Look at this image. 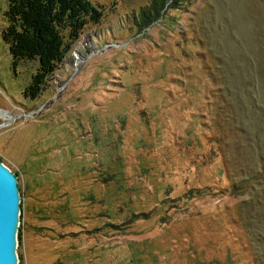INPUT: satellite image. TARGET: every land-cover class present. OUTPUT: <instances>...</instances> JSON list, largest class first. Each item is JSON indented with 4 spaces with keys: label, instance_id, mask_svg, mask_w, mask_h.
<instances>
[{
    "label": "rangeland",
    "instance_id": "374dc122",
    "mask_svg": "<svg viewBox=\"0 0 264 264\" xmlns=\"http://www.w3.org/2000/svg\"><path fill=\"white\" fill-rule=\"evenodd\" d=\"M161 3L92 0L33 100L0 39L18 264H264V0Z\"/></svg>",
    "mask_w": 264,
    "mask_h": 264
},
{
    "label": "trees",
    "instance_id": "16d2710c",
    "mask_svg": "<svg viewBox=\"0 0 264 264\" xmlns=\"http://www.w3.org/2000/svg\"><path fill=\"white\" fill-rule=\"evenodd\" d=\"M162 1L154 0V5H161ZM91 2L6 0L0 39L6 45L11 67L23 62L35 65L22 91L23 98H36L46 78L61 61L65 45L76 41L85 24L97 17ZM149 9L154 13L152 16L157 15L153 5ZM152 16L149 11L139 13V25H147ZM19 237L17 234V240Z\"/></svg>",
    "mask_w": 264,
    "mask_h": 264
},
{
    "label": "water",
    "instance_id": "95a60500",
    "mask_svg": "<svg viewBox=\"0 0 264 264\" xmlns=\"http://www.w3.org/2000/svg\"><path fill=\"white\" fill-rule=\"evenodd\" d=\"M19 201L16 178L0 163V264H18Z\"/></svg>",
    "mask_w": 264,
    "mask_h": 264
},
{
    "label": "bare ground",
    "instance_id": "6f19581e",
    "mask_svg": "<svg viewBox=\"0 0 264 264\" xmlns=\"http://www.w3.org/2000/svg\"><path fill=\"white\" fill-rule=\"evenodd\" d=\"M1 116H2V117H5L6 115L3 113V114H1Z\"/></svg>",
    "mask_w": 264,
    "mask_h": 264
}]
</instances>
